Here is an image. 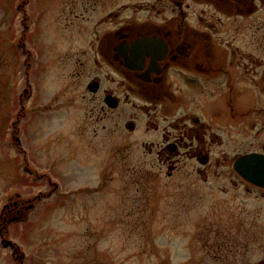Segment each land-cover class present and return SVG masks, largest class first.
I'll return each instance as SVG.
<instances>
[{"label":"flooded vegetation","instance_id":"flooded-vegetation-1","mask_svg":"<svg viewBox=\"0 0 264 264\" xmlns=\"http://www.w3.org/2000/svg\"><path fill=\"white\" fill-rule=\"evenodd\" d=\"M115 2L100 14L82 4L87 16L55 33L53 45L79 48L65 62L70 89L184 199L239 221L214 232L216 251L234 258L226 264H264V0ZM20 200L1 219L26 218L34 202ZM1 240L21 264L19 247Z\"/></svg>","mask_w":264,"mask_h":264},{"label":"rangeland","instance_id":"rangeland-1","mask_svg":"<svg viewBox=\"0 0 264 264\" xmlns=\"http://www.w3.org/2000/svg\"><path fill=\"white\" fill-rule=\"evenodd\" d=\"M81 1L0 0V214L4 205L41 192L27 218L0 219V264H20L2 238L18 245L21 264L234 260L216 251L213 237L217 228L239 221L213 219L210 200L197 205L184 199L175 178L147 165L138 145H118L111 124L95 121L89 97L84 102L70 89L65 62L79 48L61 41L53 45L55 33L76 21L75 15L79 21L87 16L82 4L98 14L117 4ZM72 4L77 5L73 14ZM27 83L32 92L20 100ZM217 252L220 261L212 256Z\"/></svg>","mask_w":264,"mask_h":264}]
</instances>
